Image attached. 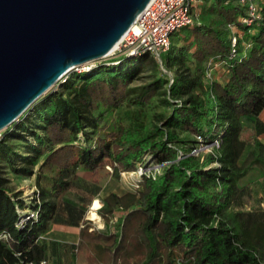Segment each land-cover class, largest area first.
<instances>
[{
	"label": "trees",
	"instance_id": "16d2710c",
	"mask_svg": "<svg viewBox=\"0 0 264 264\" xmlns=\"http://www.w3.org/2000/svg\"><path fill=\"white\" fill-rule=\"evenodd\" d=\"M197 1L192 24L159 59L119 55L73 72L0 132V264L47 259L50 224L84 216L101 186L78 169L109 161L117 177L148 158L162 170L142 175L130 201L103 198L102 215H124L112 232L80 227L77 249L93 234L101 264H264V213L236 208L264 180V140L242 139L249 126L264 135V0H252L259 16L249 25L239 0ZM213 140L209 152L188 153ZM10 174L35 175L29 202ZM26 209L35 216L19 223ZM133 241L144 256L129 252Z\"/></svg>",
	"mask_w": 264,
	"mask_h": 264
},
{
	"label": "water",
	"instance_id": "95a60500",
	"mask_svg": "<svg viewBox=\"0 0 264 264\" xmlns=\"http://www.w3.org/2000/svg\"><path fill=\"white\" fill-rule=\"evenodd\" d=\"M149 1L0 0V132L71 70L107 57Z\"/></svg>",
	"mask_w": 264,
	"mask_h": 264
},
{
	"label": "rangeland",
	"instance_id": "374dc122",
	"mask_svg": "<svg viewBox=\"0 0 264 264\" xmlns=\"http://www.w3.org/2000/svg\"><path fill=\"white\" fill-rule=\"evenodd\" d=\"M198 2L199 1H194L193 3L194 4V7L192 9L193 14L194 13L197 14L198 12V7H197ZM184 31H185L184 27L177 29L175 32H173L171 38L174 40L176 35L183 34ZM118 54L119 51H114L112 54L108 55L105 58L92 61L84 66H79L71 70L69 73H67L64 76V78L56 85H59L61 82H64L66 77L71 73L89 71L88 68L90 67V65L93 66L95 64H100L105 59L112 58L114 56H117ZM214 68L216 72L217 71L216 67ZM213 74L214 73H211L210 70L207 71V76L212 77ZM141 82H142V78L140 79L137 78L130 85L131 86L138 85L141 84ZM260 117L261 118L264 117V111H262ZM257 137L258 136L255 135L254 131L250 126L245 128L244 131L242 132V139L245 141L253 142L257 139ZM213 145H215V140H213L212 142L202 141L201 144H198L196 147L192 148L188 153L193 154L195 156L199 153H206L210 151ZM59 163H62V161H60ZM162 164H164V162L158 164L154 162L151 158H148L143 165H138L137 168L134 169L133 171L120 172V174L117 177L112 175V169L109 161H104L103 165L98 167L94 171V173H91L89 171H82L78 169L76 171V174L78 176L83 177V179L87 180L88 182L92 181L101 186L100 192L95 198L100 203L99 207L95 209L96 218L93 219L89 216V209L93 201L87 206L86 211L84 213L82 226L87 227V232L93 233L98 231H105V228H107L108 231L112 232L114 230V226L118 223V220L121 219V216L124 215V211L118 208L115 209L112 213H106V215H102V213L99 211V208L102 204V199L108 196L110 193H115L120 198H124V200H129V201L132 200L133 198L132 196L136 195L142 175L147 176L149 173H159L162 170L161 168ZM213 165H215V163H213L211 166ZM9 177L13 190L21 193L20 198L23 201L29 202L30 199L34 196V194H36L38 190L35 183V175H32L31 177H28L26 179H22L13 174H10ZM71 194H72L71 192L67 193V197L73 198ZM263 200H264V180L258 182L257 185H253L246 199L243 200L241 205H238L236 208L238 210H246V211L253 210L256 213L262 214V212L264 213ZM28 212H30V210L26 209L25 213L28 214ZM29 214H31V212ZM133 222L134 224H132L130 229L128 227L126 229L124 228L126 235L127 234L130 236L135 235L134 230L138 225V218L137 220L134 219ZM100 224H103V228L99 227ZM97 239L98 238H96L93 234L87 235L85 243H87L88 246L79 247L77 249L76 264H101L97 262L96 255L90 246L92 245L90 242H95L97 241ZM128 248H129V252L130 253L132 252V254L136 259L138 257L140 258L141 256H144L145 254L144 246L142 244L139 245V243H136V241H133L131 243V246Z\"/></svg>",
	"mask_w": 264,
	"mask_h": 264
},
{
	"label": "built area",
	"instance_id": "2783aa9c",
	"mask_svg": "<svg viewBox=\"0 0 264 264\" xmlns=\"http://www.w3.org/2000/svg\"><path fill=\"white\" fill-rule=\"evenodd\" d=\"M194 1L197 0H150L124 34L117 50L126 56H136L147 52L159 59L160 53L169 48L173 32L192 24ZM239 2L247 6L248 17L242 21L249 25L259 16L257 8L252 0H239ZM235 43L236 39L232 37L231 55L233 56L236 54ZM34 216V213H25L20 223H24L29 217ZM22 264L52 263L43 258L38 263L27 261Z\"/></svg>",
	"mask_w": 264,
	"mask_h": 264
},
{
	"label": "crops",
	"instance_id": "0c3cea01",
	"mask_svg": "<svg viewBox=\"0 0 264 264\" xmlns=\"http://www.w3.org/2000/svg\"><path fill=\"white\" fill-rule=\"evenodd\" d=\"M262 113V112H261ZM260 113V114H261ZM264 123V117H258ZM264 140V135L258 136ZM84 216L76 224L52 223L45 234L46 258L53 264H76L79 229ZM49 241V242H47Z\"/></svg>",
	"mask_w": 264,
	"mask_h": 264
},
{
	"label": "bare ground",
	"instance_id": "6f19581e",
	"mask_svg": "<svg viewBox=\"0 0 264 264\" xmlns=\"http://www.w3.org/2000/svg\"><path fill=\"white\" fill-rule=\"evenodd\" d=\"M119 43L120 42L117 43V45L111 50V52L108 55L112 54L114 52V50H116V48L118 47ZM99 205H100V203H99V201L97 199H94L93 202L91 203V206H90V209H89V216L91 218H93V219L96 218L95 209L98 208Z\"/></svg>",
	"mask_w": 264,
	"mask_h": 264
},
{
	"label": "clouds",
	"instance_id": "9594fccd",
	"mask_svg": "<svg viewBox=\"0 0 264 264\" xmlns=\"http://www.w3.org/2000/svg\"><path fill=\"white\" fill-rule=\"evenodd\" d=\"M99 227L103 228V224H100Z\"/></svg>",
	"mask_w": 264,
	"mask_h": 264
}]
</instances>
